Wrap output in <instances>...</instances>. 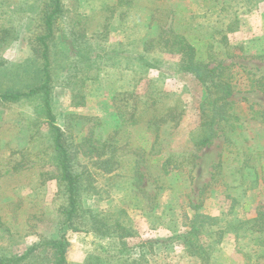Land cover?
I'll return each mask as SVG.
<instances>
[{
  "label": "rangeland",
  "instance_id": "1",
  "mask_svg": "<svg viewBox=\"0 0 264 264\" xmlns=\"http://www.w3.org/2000/svg\"><path fill=\"white\" fill-rule=\"evenodd\" d=\"M130 1L132 3L127 5V0H122V5L116 8L110 21L112 26L107 44L124 42L128 35H124L122 30H126L125 34L134 30L137 37H149L163 27L171 26L175 32L186 36H200L210 40L219 39L214 31L220 28L230 45H243L250 55L249 59L239 63L248 66L252 73H264V60L253 58L264 52V0ZM104 2L114 7L118 0H106L102 5ZM42 3L43 0H0V29L10 33L2 35L0 39V93L22 92L41 82V60L32 53L28 40L40 33ZM63 4L67 8L68 18L82 14L80 20L87 24L89 33L99 29L103 17H109L107 12L99 15L102 12L99 11L98 0H63ZM120 14L123 15L121 20L117 17ZM63 21L61 29L66 27ZM67 40L76 41L77 45L81 41L73 35H69ZM64 45L61 35L57 34L51 45L50 58L53 73L56 72L59 78L69 72L70 53ZM160 58L161 67L151 71L150 78L161 76L162 88L168 93L180 95L185 114L177 124H165L153 129L146 140L140 138L145 137L143 133L146 132V126L143 125L129 129L122 136V140H127L128 148H136L146 141L147 148L151 147V153L154 154L146 157L147 161H144L142 167L145 175L142 187L151 199L153 210L151 213L139 209L127 210L137 236L126 239L125 243L133 248L132 256L135 258L139 254L136 247L139 243L163 240L172 234L170 227L175 226L173 223L179 220L183 212L189 217L193 216L194 212L186 208L189 199L194 203L201 201L200 211L211 217L250 221L258 213L264 216V124L251 120L248 109L251 105L255 110H263L264 99L257 93L247 92L244 80L238 81L232 100L234 112L243 123V130L230 134L231 154L222 165L221 178L212 184L213 166L224 147V138H215L211 146L199 151L193 147L192 134L199 124L201 89L190 75L175 72V56L162 54ZM86 72L89 75L81 90L84 103L77 107L72 99L77 83L73 84V81L67 87L66 82L60 83V79H57L52 100L54 114L58 126L64 131L69 130L67 134L75 143L82 136L90 137L94 143H101L119 125V120L106 81L101 79L100 73L99 79L95 80L96 71ZM83 76L79 77L82 79ZM144 88L142 85L139 91L143 92ZM39 103V100L31 99L0 107V158H7L10 150H20L27 145L30 132L36 127ZM192 154L193 158L190 157ZM168 156L177 161L170 162ZM244 158L253 168H244L239 172L244 165ZM154 160L156 163L152 165ZM246 172L248 174L243 178ZM38 174L36 164H29L22 172L0 178V216L11 226L13 233H19L12 235L0 231V247L9 255H21L42 238H57L60 235L53 204L55 182L48 181L41 191L36 192L35 189L33 192L37 187ZM254 179L256 185L251 187L250 182ZM97 185L104 191V199H99L102 192L100 196L87 192L81 196L85 208L103 210L121 207L123 198L119 193L109 191L107 181L99 180ZM41 207V221H31L35 226V234L27 235L31 227L24 224L28 223L29 217L38 215ZM66 239L69 242L66 251L68 264H84L86 245L106 243L92 234L86 236L83 233H69ZM239 245L246 246L226 238L214 254L216 264H248L237 253ZM149 259L155 264H199L197 259L186 255L181 242L168 248L156 247ZM47 261L43 257L34 258L27 264H47Z\"/></svg>",
  "mask_w": 264,
  "mask_h": 264
},
{
  "label": "trees",
  "instance_id": "2",
  "mask_svg": "<svg viewBox=\"0 0 264 264\" xmlns=\"http://www.w3.org/2000/svg\"><path fill=\"white\" fill-rule=\"evenodd\" d=\"M89 1L94 0H86ZM98 1L99 11L102 12L99 15L107 12L109 17H103L99 29L89 33L87 24L80 20L82 14L68 18L63 0H43L39 18L40 33L28 40L32 53L41 60V82L22 92L0 93V107L9 103L18 104L22 100L36 99L40 102L36 110V127L30 130L27 145L20 150H10L7 158H0V178L22 172L29 164H36L39 174L33 192L35 189L36 192L41 191L48 181L55 182L53 204L60 233L57 238H42L21 255H9L0 247V264H27L31 259L41 257L48 259L47 264H68L66 251L69 242L66 236L69 233H83L86 236L92 234L98 240L106 241L105 244L86 245L84 264H155L149 257L156 247L168 248L176 242H181L186 255L197 259L199 264H216L214 254L226 238L238 244H246L239 245L237 253L248 264H264L263 214L258 213L250 221L211 217L200 211L201 201L194 203L190 199L186 208L194 212L192 217L183 212L179 220L173 223L175 226L170 227V236L159 241L139 243L136 246L138 256H132L133 248L125 240L136 237L137 232L127 210L139 209L148 213L153 210L151 199L142 187L145 176L142 167L144 161H147L146 157L154 154L151 153V147L147 148L146 141L136 148H128V142L122 140V136L129 129L143 125L146 126V132L143 133L145 137L140 138L146 140V136L152 134L150 131L161 125L177 124L185 114L180 95L166 92L162 88L161 76L150 78L151 71L161 67L160 56H175V72L190 75L201 89L199 124L192 134L193 147L199 151L211 146L215 138H224V147L213 166L212 184L221 178L222 165L231 154L230 134L243 130V123L234 112L232 100L238 81L244 80L247 92L257 93L264 99V73H252L248 66L239 63L249 59L250 55L243 45H230L220 28L214 31L219 39L210 40L200 36H186L175 32L171 26L163 27L149 37H137L134 30L129 32L133 35L130 36L125 34L126 30H122L124 35H128L124 42L107 44L112 26L110 21L116 8L122 5V0H118L114 7L105 4L107 2L102 5L106 0ZM131 3L127 0V5ZM117 17L121 20L123 15ZM62 20L66 27L61 29ZM4 34L10 33L0 29V39ZM57 34L61 35L70 53L69 72L61 78L56 72L53 73L50 58L51 45ZM69 35L77 36L80 43L68 42ZM253 58L264 60V52ZM86 71H96L95 80L99 79L100 73L101 79L106 81L119 120V125L101 143L92 142L88 136H82L75 143L67 134L69 130L64 131L58 126L54 114L52 100L57 79H60V83L66 82L67 87L73 81V84L77 83L72 99L74 106H81L84 103L82 86L89 75ZM80 75H84L82 79ZM142 85L145 88L140 92ZM248 109L251 120L264 124V109L255 110L251 105ZM168 157L170 162L177 161ZM190 157L193 158V154ZM155 163V160L152 161V165ZM243 164L239 172L244 168H253L249 166L247 158H244ZM247 174L242 177L245 178ZM99 180L107 181L109 191L120 194L123 198L120 208L97 210L82 205L81 196L87 192L95 196H100L102 192L99 199H104V191L97 185ZM254 184L256 179L250 182L251 187ZM20 200L23 202L22 198ZM232 202L235 203V200ZM42 210V207L39 208V214L29 217L28 223L25 222L24 225L31 227L28 233L25 232L27 235L35 234V226L31 221L40 222ZM10 227L0 216V231L19 234L17 231L13 233Z\"/></svg>",
  "mask_w": 264,
  "mask_h": 264
}]
</instances>
